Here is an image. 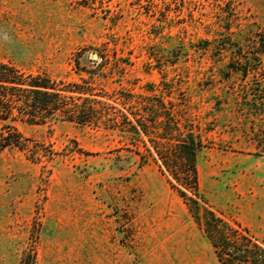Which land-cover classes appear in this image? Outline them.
I'll list each match as a JSON object with an SVG mask.
<instances>
[{"label": "rangeland", "instance_id": "obj_1", "mask_svg": "<svg viewBox=\"0 0 264 264\" xmlns=\"http://www.w3.org/2000/svg\"><path fill=\"white\" fill-rule=\"evenodd\" d=\"M0 60L68 83L92 71L108 93L171 88L202 130L206 203L264 243V0H0ZM13 125L29 143L0 153V264H219L114 133Z\"/></svg>", "mask_w": 264, "mask_h": 264}, {"label": "trees", "instance_id": "obj_2", "mask_svg": "<svg viewBox=\"0 0 264 264\" xmlns=\"http://www.w3.org/2000/svg\"><path fill=\"white\" fill-rule=\"evenodd\" d=\"M103 1L76 0L84 7ZM83 72L87 79L78 74L80 82L68 83L0 60V153L7 148L27 151L29 140L13 125L16 122L44 126L61 120L114 133L141 165L150 160L158 165L204 232L219 264H264V243L227 221L202 196L197 153L204 137L191 120L185 99L173 101L167 86L160 88V94L154 87L147 90L149 95L108 93L95 84L101 74Z\"/></svg>", "mask_w": 264, "mask_h": 264}]
</instances>
